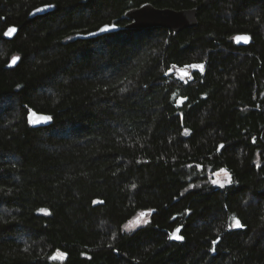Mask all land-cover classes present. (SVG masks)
<instances>
[{
  "label": "trees",
  "instance_id": "trees-1",
  "mask_svg": "<svg viewBox=\"0 0 264 264\" xmlns=\"http://www.w3.org/2000/svg\"><path fill=\"white\" fill-rule=\"evenodd\" d=\"M148 3L198 25L76 39ZM0 264H264V0H0Z\"/></svg>",
  "mask_w": 264,
  "mask_h": 264
},
{
  "label": "water",
  "instance_id": "water-1",
  "mask_svg": "<svg viewBox=\"0 0 264 264\" xmlns=\"http://www.w3.org/2000/svg\"><path fill=\"white\" fill-rule=\"evenodd\" d=\"M42 11L34 10L30 18L34 19L39 16H44L54 10L52 6L40 7ZM124 21H128L129 25L126 27H119L117 25H105L108 26V31H101L105 26L101 27L98 31L90 33L88 35H78L76 39H96L106 35L119 33L121 31H130V30H147L154 28H163L170 30L173 33H180L187 29L194 28L198 25V10L197 9H186V10H174V9H159L154 7L152 4H144L141 7L134 8L126 12L122 18ZM15 27V26H13ZM16 32L11 36H5L8 40H13L19 29L17 27ZM8 31V30H7ZM6 31V32H7ZM236 37H247L248 41L244 42L243 39L237 41ZM234 38V42L238 47H247L252 43V37L249 34L237 35ZM20 62V58H14L8 65V68H15ZM180 76L183 78H188L190 76L189 72L186 70H181ZM45 117L49 119L45 120ZM29 121L34 128H43L48 127L52 124L53 120L49 115L40 114L32 111L29 114ZM237 230H244V227L237 228ZM175 236H180L182 239H175ZM172 241L174 242H183L184 238L181 235V229L175 231L172 236ZM219 240L215 243V246L218 244Z\"/></svg>",
  "mask_w": 264,
  "mask_h": 264
},
{
  "label": "rangeland",
  "instance_id": "rangeland-1",
  "mask_svg": "<svg viewBox=\"0 0 264 264\" xmlns=\"http://www.w3.org/2000/svg\"><path fill=\"white\" fill-rule=\"evenodd\" d=\"M181 70H186L189 72L190 76L188 78H183L180 76V71ZM199 71V72H203L201 71L198 67H187L185 69H180V70H175L173 69L171 71L172 74H174L178 79H180L183 82H189L192 80V75L194 72ZM212 184L217 186V187H225L231 184V178L229 176V174L224 170V171H220L218 173H215L212 175ZM147 219H141V218H136L133 222H131L128 226L127 229L132 232L135 231L136 229H138L139 227L146 225L147 224Z\"/></svg>",
  "mask_w": 264,
  "mask_h": 264
},
{
  "label": "snow or ice",
  "instance_id": "snow-or-ice-1",
  "mask_svg": "<svg viewBox=\"0 0 264 264\" xmlns=\"http://www.w3.org/2000/svg\"><path fill=\"white\" fill-rule=\"evenodd\" d=\"M37 11L39 12V11H42L41 9H37ZM109 30V28H108V26H105V28L104 29H102L101 31H108ZM16 32V28L15 27H10L9 29H8V31L7 32H5L4 33V35L5 36H11L12 34H14ZM237 41H239V40H241V39H243L244 40V42H247L248 41V38L247 37H236L235 38ZM193 67H198L201 71H203V68H204V65H193ZM47 119H49L48 117H45V120H47ZM221 147H223V146H221ZM235 226L237 227V228H240V227H242V225L240 224V221L239 220H237L236 222H235ZM177 231H179V229H177ZM175 239H182V237H180V236H175L174 237Z\"/></svg>",
  "mask_w": 264,
  "mask_h": 264
}]
</instances>
